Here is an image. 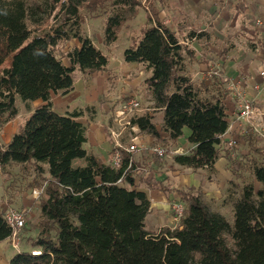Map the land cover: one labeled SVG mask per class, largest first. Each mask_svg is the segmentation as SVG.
Returning <instances> with one entry per match:
<instances>
[{"label": "trees", "instance_id": "16d2710c", "mask_svg": "<svg viewBox=\"0 0 264 264\" xmlns=\"http://www.w3.org/2000/svg\"><path fill=\"white\" fill-rule=\"evenodd\" d=\"M107 3L111 13L102 43L109 47L126 22L136 17L139 0H0V130L19 117L18 102L28 110L32 102L43 103L19 124L8 145H0L4 181H11L14 166L32 167V190L44 187L45 193L37 200L40 220L26 221L36 233L32 250L16 254L10 264H264V143L253 134L244 136L247 155L230 163L233 180L225 203L232 206L233 224L200 193L180 190L185 210L178 225L153 234L145 229L151 204L133 189V153H124L118 167L104 164L85 149L88 125L53 112L52 96L73 93L75 71L86 81L93 73H110L109 58L83 31L82 14L96 13ZM55 15L58 24L40 30ZM196 33L182 42L152 14L123 60L151 71L145 85L152 105L131 119L132 126L152 136L154 113L161 111V131L167 134L163 143H176L184 129L190 131L193 149L175 155L173 163L212 172L229 129V93L218 75L208 87L197 85L187 74L193 51L185 43L210 39L205 32ZM73 39L80 48L60 57V46ZM78 160L84 166H76ZM152 160L161 159L152 155ZM147 185L165 189L155 182ZM11 234L2 212L0 243ZM34 250L41 254L32 255Z\"/></svg>", "mask_w": 264, "mask_h": 264}, {"label": "crops", "instance_id": "0c3cea01", "mask_svg": "<svg viewBox=\"0 0 264 264\" xmlns=\"http://www.w3.org/2000/svg\"><path fill=\"white\" fill-rule=\"evenodd\" d=\"M148 5L150 14L141 5L136 17L127 21L124 27L132 33L136 31L140 36L148 17L153 14L182 42L193 31H196V34L207 33L210 35L209 40L193 39L185 43L187 48L193 51L192 57L187 59V74L197 85L204 83L211 87L215 73L229 93L225 100L229 129L221 139L220 157L214 164L212 180L204 176L205 169L192 170L173 163L166 164L162 159L159 162L152 160L150 148L167 140V134L161 131V111L154 114L159 116L160 125H155L156 130L152 136L130 129L121 133L120 140L124 147H138V151L132 154L133 189L144 193L149 200L151 211L145 220V229L149 233L157 234L162 228L174 226L175 219L170 216L171 206L174 202L183 203L178 191L194 190V193H200L207 201H217L222 197L223 185L233 176L231 161H240L247 155L242 131L247 129L248 125L246 120L239 117L238 100L234 97L236 89L244 92L253 102L254 115L250 119L251 124L258 129H264V77L261 75L264 70V0H148ZM141 10H144V16L141 15ZM257 21H260V24ZM103 29L102 26L99 33L101 45ZM83 31L93 41L92 30ZM93 43L109 58L110 73L96 72L86 81L79 71H75L73 93L64 97L52 96L53 112L87 124L89 133L85 149L109 165L115 150L110 131L120 132V127L114 123L113 117L128 98H135L140 103L142 91L148 93L145 80L151 76V71H146L139 64L125 63L123 56L118 57L112 51L105 52L94 41ZM65 45L70 48L68 51L80 48L76 39L60 47ZM62 61L65 66H69L66 58ZM30 104L31 109H27L24 114L20 111L16 120L0 130V145H8L19 124L27 119L34 109L43 105L41 101ZM149 105H152L150 96ZM87 108H94V111L88 112ZM142 112L143 110L140 113ZM189 137L190 131L184 129L181 139L176 143H168L171 151L176 155L188 154L193 149L188 143ZM230 139L238 142L235 153L226 147ZM258 142L262 144L264 140ZM233 154H236L235 157ZM74 163L76 166H84V161L81 160ZM15 168L16 166L12 169ZM148 182L161 184L165 189H151L147 185ZM12 183V180L5 182L0 176V213L8 207L20 206L30 213V217H33V212L38 209L40 217L39 202L30 196L32 190L22 194V198L18 194L15 199L7 195L6 189L8 186L12 188ZM256 184L259 187V184ZM148 218L150 224L147 223ZM28 235L36 237L33 231ZM29 251L25 245V249L20 252ZM16 254L18 252L11 247L9 239L0 243V264H10Z\"/></svg>", "mask_w": 264, "mask_h": 264}, {"label": "rangeland", "instance_id": "374dc122", "mask_svg": "<svg viewBox=\"0 0 264 264\" xmlns=\"http://www.w3.org/2000/svg\"><path fill=\"white\" fill-rule=\"evenodd\" d=\"M38 1H42V0H38ZM147 4H148V0H147ZM110 13H111V6L108 3L105 5L104 8H99L96 11V13H88L86 11H82V14H83L84 19H85V22L83 24V29H89V30L91 29L92 30L93 41L101 50H105V52L112 51L116 56L122 57L124 54V51L126 49H128L130 47V45H132V42L134 41V39L137 38V36H138V38L140 36L138 35V33L136 31L132 33L131 31H129L127 29V27H123L122 31L119 33L118 40L114 44H112L109 47H104L103 45H101L100 39H99V33L101 32L100 29L102 28V26L104 28L105 19ZM144 14H145L144 10H141V15L144 16ZM58 22H59L58 16L55 15V17H52L40 30H45V31L50 30L51 28L55 27V25L58 24ZM32 31H33V33L36 32L34 30V28H32ZM68 49H70V48L67 47V45L63 46L62 48L60 47L59 48V56L64 57V55L67 53ZM146 77H147V74L145 73L144 79H146ZM74 79H75V77H74ZM139 100L141 103L142 110L147 111V109L151 105H149V94L146 93L145 90L142 91V95L139 98ZM17 105H18L19 110L21 111L22 114H24L27 111V108H26L24 103L18 102ZM30 106H31V104H29V107ZM31 108L32 107H30L29 109H31ZM156 113H154V114H156ZM22 122H24V121H22ZM154 123H155V125H160L158 115H154ZM157 145L159 147L166 149L168 152H170L167 155V157L162 159V160L165 161L166 164H169V163L172 164L173 158L176 154L171 153V148H170L169 144L158 142ZM183 151H182V153L185 152V151L184 152ZM10 171H11V180L13 181V183H12L13 187L12 188H10L11 186L7 187V189H6L7 195H11V197L15 199L16 194H18V196L20 195L19 197H21L22 194H24L25 192H29L30 190L33 189L31 187V185H32V180L35 177V172L32 169V167H28L27 170H22L16 166L15 169H12ZM213 174H214L213 171L211 172L209 170H206V174L204 176L207 177L209 180H212ZM46 176L47 175H45L44 178H46ZM244 176H245V178L248 179L247 174H245ZM231 180H233V176L231 177ZM231 180L226 181L225 184L223 185V190L221 191L222 197L220 199H218L217 201L212 200L211 202L217 208V210H219L221 213H223L228 218L229 222L232 225L233 224L232 206L229 203H225L227 190L230 188L229 184H230ZM40 183L42 185L46 184L44 181H40ZM257 186L258 185L255 183L256 189H258ZM177 203L178 202H174L171 206L170 216L172 219H175L174 220V226H171V228L178 225V222H179L178 220H176V213L174 211V205ZM184 206H185V204H184ZM27 219L30 220L32 224H36L40 220L39 210L37 209L36 212H33V217H30V213L28 211H26V221H27ZM32 221H34V222H32ZM147 223L150 224L149 218L147 220ZM30 232H32V229H31L29 223H27L26 228L23 230V232L21 234L20 251L25 249V245L28 246V250H32V248H30V243H31V240L33 238H32V236L28 235V233H30Z\"/></svg>", "mask_w": 264, "mask_h": 264}, {"label": "built area", "instance_id": "2783aa9c", "mask_svg": "<svg viewBox=\"0 0 264 264\" xmlns=\"http://www.w3.org/2000/svg\"><path fill=\"white\" fill-rule=\"evenodd\" d=\"M143 8L150 14V8L147 4V0H139ZM260 24V21H257ZM213 75H216L213 73ZM262 77H264V70L261 72ZM257 89V88H256ZM234 97L238 100V110L239 117L246 120L248 128L242 131L243 136H246L248 133L253 134L258 140H264V129H258L253 126L250 122V119L254 115L253 111V102L249 100L244 92L239 89L235 90ZM142 111L141 104L135 98H128L121 105L118 112L113 117L114 123L118 127H120V132L117 130H111L110 135L115 143V150L109 160V165L113 167H118L119 163L123 157L124 153H134L138 151V147L136 145H131L129 147H124L121 143V133L127 129L138 131L137 127L132 126L131 119ZM221 146V145H220ZM226 147L229 150H233L235 153L238 148V142L234 139H230L226 143ZM150 153L159 157L160 159H164L170 153L166 149L153 146L150 148ZM173 153V151H171ZM236 154H233L235 157ZM45 195L44 187L39 189H34L31 191L30 196L34 200H39L41 197ZM185 206L183 203L178 202L174 205V211L176 213V220H180L184 214ZM4 218L7 221L8 225L11 228V237L10 245L11 247L18 253H20V244H21V234L26 226V211L20 206H11L8 207L3 212ZM32 255L39 256L41 253L38 251H31Z\"/></svg>", "mask_w": 264, "mask_h": 264}]
</instances>
